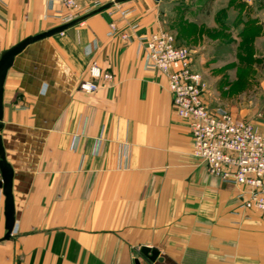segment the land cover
Returning <instances> with one entry per match:
<instances>
[{"label": "crops", "instance_id": "crops-1", "mask_svg": "<svg viewBox=\"0 0 264 264\" xmlns=\"http://www.w3.org/2000/svg\"><path fill=\"white\" fill-rule=\"evenodd\" d=\"M161 1L113 6L14 58L0 137L15 223L0 264H264V211L241 209L239 188L192 155L166 78L146 65L144 38L163 29ZM93 3L78 0L76 10ZM61 9L60 0H0V54L61 25L52 17ZM128 25L136 28L124 41ZM93 62L113 81L85 93ZM3 208L0 187L4 235Z\"/></svg>", "mask_w": 264, "mask_h": 264}, {"label": "built area", "instance_id": "built-area-1", "mask_svg": "<svg viewBox=\"0 0 264 264\" xmlns=\"http://www.w3.org/2000/svg\"><path fill=\"white\" fill-rule=\"evenodd\" d=\"M77 1L60 0L62 9L57 10L52 17L61 24L80 17L76 10ZM113 1L94 0L93 6L97 9ZM127 13L119 11V17L125 19ZM135 28L130 25L129 32L120 34L121 39L127 41L129 33ZM116 30V23L110 24L108 35L111 36ZM143 50L146 65L166 78L167 91L176 116L187 122L192 155L206 167L210 175L239 188L237 198L241 201V209L264 211L263 136L226 110L209 109L205 105L202 97L206 84L191 68L187 48L179 45L170 33L158 30L149 34L144 38ZM88 74L90 79L79 85V89L85 93L99 89L98 79L105 83L113 81L112 74L103 71L94 62L89 66Z\"/></svg>", "mask_w": 264, "mask_h": 264}, {"label": "rangeland", "instance_id": "rangeland-1", "mask_svg": "<svg viewBox=\"0 0 264 264\" xmlns=\"http://www.w3.org/2000/svg\"><path fill=\"white\" fill-rule=\"evenodd\" d=\"M161 2L162 30L187 48L206 84L205 105L226 110L264 138V0Z\"/></svg>", "mask_w": 264, "mask_h": 264}, {"label": "water", "instance_id": "water-1", "mask_svg": "<svg viewBox=\"0 0 264 264\" xmlns=\"http://www.w3.org/2000/svg\"><path fill=\"white\" fill-rule=\"evenodd\" d=\"M128 1H132V0H114L113 2H109L68 23L61 24L57 27L36 34L34 36L26 37L17 44H15L14 46L1 52L0 54V131L2 129V119H3V84L7 71L13 65L14 58L19 53H21L28 45L43 40L45 38L51 37L55 34L62 33L92 15L101 13L113 7L114 5H119ZM0 176H1L0 187L2 189V194L4 196L3 217H4V230H5L4 235L2 236L0 241H8L11 238L12 230L15 223L14 203L11 192L13 172L11 167L5 160L4 150L1 143V137H0ZM140 253L150 262L155 261L158 257V251L155 249L143 247L141 248ZM135 264H139V263L135 262Z\"/></svg>", "mask_w": 264, "mask_h": 264}]
</instances>
